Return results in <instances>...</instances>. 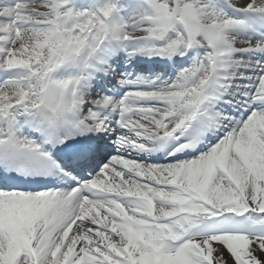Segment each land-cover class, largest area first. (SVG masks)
Instances as JSON below:
<instances>
[{"label":"snow or ice","instance_id":"6c2138e0","mask_svg":"<svg viewBox=\"0 0 264 264\" xmlns=\"http://www.w3.org/2000/svg\"><path fill=\"white\" fill-rule=\"evenodd\" d=\"M0 264H264V0H0Z\"/></svg>","mask_w":264,"mask_h":264}]
</instances>
